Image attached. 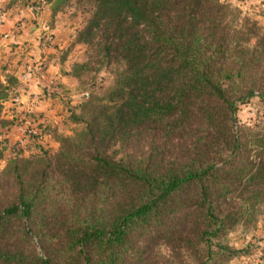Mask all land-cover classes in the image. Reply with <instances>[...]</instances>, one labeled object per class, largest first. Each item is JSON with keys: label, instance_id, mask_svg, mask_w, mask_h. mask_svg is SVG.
<instances>
[{"label": "trees", "instance_id": "16d2710c", "mask_svg": "<svg viewBox=\"0 0 264 264\" xmlns=\"http://www.w3.org/2000/svg\"><path fill=\"white\" fill-rule=\"evenodd\" d=\"M86 1L75 41L118 71L55 154L7 160L0 264H226L264 205V130L234 122V100L264 103V32L219 0Z\"/></svg>", "mask_w": 264, "mask_h": 264}, {"label": "rangeland", "instance_id": "374dc122", "mask_svg": "<svg viewBox=\"0 0 264 264\" xmlns=\"http://www.w3.org/2000/svg\"><path fill=\"white\" fill-rule=\"evenodd\" d=\"M219 1L231 11L233 28L245 31L255 23L264 32V0ZM92 12L86 0H0V89L9 91L0 101V172L15 155L55 154L59 137L83 129L75 116L84 100L113 85L116 64L101 58L94 45L75 41ZM5 29L6 37L1 35ZM256 38L250 39V47ZM256 94L234 100L235 128L264 130V103ZM69 157L85 170L93 168L85 153ZM259 208L251 225L228 233V244L239 254L226 264H264V205ZM161 251L168 252L164 247Z\"/></svg>", "mask_w": 264, "mask_h": 264}, {"label": "crops", "instance_id": "0c3cea01", "mask_svg": "<svg viewBox=\"0 0 264 264\" xmlns=\"http://www.w3.org/2000/svg\"><path fill=\"white\" fill-rule=\"evenodd\" d=\"M4 28H7L6 26H3V28H1V29H4ZM5 31H6V29L5 30H3V32L1 31V35L3 36L4 35V37H6L7 36V34H5Z\"/></svg>", "mask_w": 264, "mask_h": 264}, {"label": "built area", "instance_id": "2783aa9c", "mask_svg": "<svg viewBox=\"0 0 264 264\" xmlns=\"http://www.w3.org/2000/svg\"><path fill=\"white\" fill-rule=\"evenodd\" d=\"M2 20V19H1ZM18 100V98H14V101H17Z\"/></svg>", "mask_w": 264, "mask_h": 264}]
</instances>
